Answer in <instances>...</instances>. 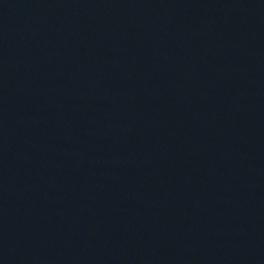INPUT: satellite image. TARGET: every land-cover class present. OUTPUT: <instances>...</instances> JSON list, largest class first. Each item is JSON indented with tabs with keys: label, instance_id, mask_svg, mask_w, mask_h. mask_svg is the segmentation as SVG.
Listing matches in <instances>:
<instances>
[{
	"label": "water",
	"instance_id": "95a60500",
	"mask_svg": "<svg viewBox=\"0 0 264 264\" xmlns=\"http://www.w3.org/2000/svg\"><path fill=\"white\" fill-rule=\"evenodd\" d=\"M0 264H264V0H0Z\"/></svg>",
	"mask_w": 264,
	"mask_h": 264
}]
</instances>
